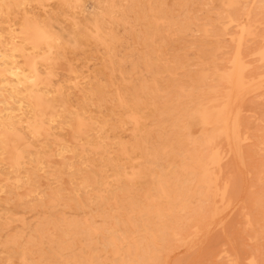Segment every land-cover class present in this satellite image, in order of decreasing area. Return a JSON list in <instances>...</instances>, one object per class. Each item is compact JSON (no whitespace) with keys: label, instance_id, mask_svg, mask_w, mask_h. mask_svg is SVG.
Here are the masks:
<instances>
[{"label":"rangeland","instance_id":"rangeland-1","mask_svg":"<svg viewBox=\"0 0 264 264\" xmlns=\"http://www.w3.org/2000/svg\"><path fill=\"white\" fill-rule=\"evenodd\" d=\"M183 1V5L186 3L184 5L186 6L185 11H182L184 6L180 7L179 10L178 4L181 6L182 3L177 0H0V43L2 44V47L0 44V57L2 56L0 64H15L28 72V78H32L23 84H17L20 87V89L16 88L18 91L24 88V93L22 92L23 94L20 95L13 88L15 85L4 82L6 77L16 82L10 72L5 74V78L0 76V112H2L0 120L6 119L7 116L23 119L16 127L20 130L19 137L6 138L0 134V264H137L138 261L146 259L145 257L152 258V264H224V262L225 264H264V230H262L264 229V216H262L264 213V200L262 198L264 197H261V193L264 196V179H262L264 178V160H261L264 159V150L260 148H264V76L262 77L264 71L260 74L262 78L258 79L259 74H256L255 69L260 68L257 70L260 73L262 67L264 70V66H262L264 65V45L259 42V40H264V36H261L264 35L262 34V31L264 33V19H262L264 9L260 7L264 6V0H254V2L258 1V3L256 2L257 5L252 4L253 0H211L212 2L207 0L210 1V5L204 0L197 1L200 5L194 3L193 0ZM160 2L163 5L162 9L164 8L163 12ZM187 2H190V5ZM205 3L209 5L207 6L208 11H206ZM5 4L8 6L5 7ZM172 4L173 7L174 4L176 8L178 6V11L172 7ZM245 5H247L246 10L244 9ZM166 7L170 9L166 11ZM199 7L203 11L205 9L207 13L204 11L203 14ZM250 7L255 12H250L252 11ZM195 8L197 10L199 8L200 11H195ZM235 8L238 10H234ZM174 10L177 13H173L176 15L173 18V14L170 12ZM211 10L213 15L209 13ZM226 10L228 12L233 10L231 13L233 16L228 14ZM179 11L180 14L187 11V14L180 16ZM219 11L223 13L221 18ZM165 12L166 15L169 12V16L167 15L170 18L167 20L168 23ZM235 12L243 15L239 14L236 19L237 14L235 15ZM249 12L250 15H255V18L249 17ZM257 12L258 17H256ZM156 13H164V15L160 14L159 17L163 16L165 21L163 18L162 20L157 19ZM189 14H191L190 17ZM177 16H179V20L185 16V19H191L190 21L180 20L184 24L180 27L181 22L179 21L178 26H176L178 23L176 21ZM152 17H156L154 20H159L162 26L164 23L167 28H161L160 25L154 24ZM231 17L236 20L234 21ZM192 19L193 21H191ZM203 19L213 23L209 25ZM194 20L197 22L194 23ZM248 20L249 22L253 20L255 26ZM150 21L154 23H149ZM157 21L156 23L159 24ZM192 23L197 26L193 27ZM201 23L203 25L206 23L207 26L204 25L203 27ZM25 24L31 25L29 28L31 33ZM169 24L170 27L174 25L173 29H169ZM189 24H191L190 27H188ZM201 25L203 29L208 27L209 31L202 30ZM43 26H45V30H43ZM175 26L178 27L179 34L174 28ZM185 26L188 29L192 27V30L186 29ZM210 26L214 28L211 30ZM255 27L261 28L255 30ZM38 28H41V32L46 33L45 35L48 33V36L34 40L36 37L34 35L32 37L31 34L33 30ZM163 28L165 31H160ZM184 28L186 31L181 33L180 30ZM226 28L231 32L233 31L232 34H227L230 31H227ZM168 29L175 31H172L173 34H171ZM215 29L217 32L221 30L223 33L221 31V34L215 33ZM23 31L29 34L22 35L21 32ZM200 31L205 33H203L204 37L206 35L207 37L204 38ZM249 31L253 33L250 34L252 37H248ZM212 33L214 34L213 37L216 36L217 39L214 38L215 40H213ZM235 33H237V37H235ZM239 34L242 37L243 35L246 36L248 42L252 41L250 38L254 39L257 34L261 37L257 36L255 41L258 42L254 44L252 41L253 43L250 42V44ZM164 35L169 38L164 39ZM170 36L173 38L170 39ZM21 37L23 40L29 38L26 40L31 43V45L27 43L29 50H32L31 52L27 49V41H22ZM49 38L52 39V42L50 39L47 44ZM234 38H236L235 44ZM16 39L18 40L16 41ZM204 39L211 43L209 44L207 41L209 45L205 44ZM222 40L226 45L229 44L231 49L228 48V45L225 46ZM231 40L236 45V49L231 46ZM243 40L245 44H242ZM11 41L17 43H11ZM31 41H36V44L33 43L32 45ZM18 42L20 43L18 44ZM39 42L41 44H38ZM218 43L221 44V48H218L220 47L217 46ZM12 44L15 45V48ZM37 44L38 46H35ZM46 44L49 47H46ZM252 44L253 46H251ZM241 45L246 47L248 53L251 50V53L248 54ZM240 46L245 51H242L244 56L241 55V52H237ZM256 46V49L261 46L262 49L256 50ZM32 47H35L36 51L34 48L31 49ZM46 49H48V53H46ZM228 49L230 51L235 49L237 53L235 50L229 52ZM25 51L28 52V55ZM239 51L241 50L239 49ZM14 52L15 54H13ZM37 52L42 53V55ZM52 53L55 57L52 56ZM56 56L58 61L55 59ZM227 56H230L229 59ZM251 56L253 58L250 59ZM8 57L9 59H7ZM39 57L42 61L38 60ZM224 57H227L228 61H224L227 60ZM240 57L245 59L242 60ZM246 57H249L255 64L250 63ZM219 58L224 59H221L222 67L226 63L228 66H232H227L230 70L226 67L222 68L224 71L230 72L232 70L230 72L232 78H230L231 74L228 71L221 70V62L218 63L221 61ZM24 59H26L25 63ZM27 59L30 62H26ZM234 59L239 61L236 62ZM257 59L258 61H256ZM36 60L41 61V63L36 62ZM46 61H48V65ZM29 65L36 66L37 77L28 71ZM252 65H261L262 67H253ZM252 67L254 70H251ZM7 69H10V66ZM249 69L252 72L247 71ZM205 72L207 73L206 76ZM248 72L251 75L248 74V76L246 74ZM45 76L46 80H44ZM247 76L250 79H246ZM252 76L255 78H251ZM235 77L240 80L235 79ZM244 79H246V84L242 82ZM236 80L240 82L235 83ZM248 80H251V84H248L250 83ZM252 80L254 81L252 82ZM51 81L52 83H50ZM152 82L154 83L152 84ZM225 82H228L229 87ZM41 83L46 84V86L43 87ZM220 83L221 86L226 84L229 90H227L226 85H224V90L223 86L215 87ZM236 85L239 86L237 91ZM58 89L61 92H58ZM216 91L220 92L216 93ZM221 92L224 94L221 95ZM202 93L208 96H204ZM235 93H240V97L237 94L236 99ZM219 96L224 97L223 99L228 98V96L230 98L228 101H222ZM29 97L32 100L36 99L41 107H34V102ZM171 98L172 101H170ZM215 98L217 101H226L229 105L227 106L228 111L230 110L227 113L229 119L225 117L224 120L226 124L223 123L224 121L218 123L217 126L216 123L213 124L215 122L214 111L211 108L217 104V101L213 100ZM243 98L246 100L243 101ZM61 107L66 108V111ZM58 109L61 111L59 112ZM208 110L210 111L207 112ZM235 113L237 114L236 120L234 119ZM87 120L88 123H86ZM219 124L220 126H218ZM223 124H225V128H222ZM33 128L38 130L37 134ZM242 137L243 141H240ZM205 139H207L208 144L204 142ZM47 140L50 141L47 142ZM55 140L58 142L57 144H54L56 143ZM40 142L47 145H38ZM51 142L57 145V150L53 144L51 146ZM42 146L46 148L44 149L47 152L42 149ZM242 147L244 150L241 149ZM81 148L83 152L80 151ZM224 150L226 151L225 154L223 153ZM118 151H122V153ZM214 151L217 153L215 154ZM218 153L220 154L218 155ZM243 158L245 159L242 162L245 164L240 160ZM248 158L249 162L246 160ZM216 159H219L218 163ZM211 160L212 162L214 160L215 163H212ZM223 161L224 163H221ZM231 161L234 165L231 164ZM247 162L248 165H246ZM250 164L253 168L255 167V170L252 167L253 170L249 168ZM229 165H233V168ZM231 171L239 174V178L237 174H233L234 178ZM219 172L220 176H218ZM128 177H131L130 180ZM237 179L240 182H235ZM207 183L212 185L209 186ZM261 184H263V188H261ZM258 187L260 188L258 189ZM216 191L220 196L217 195ZM121 195L123 197H120ZM212 195L217 198L212 197ZM251 195H254V198ZM102 199L104 200L102 201ZM252 200L254 201L252 202ZM262 200L263 204L261 203ZM218 203L219 205H217ZM249 203L252 206L251 210L248 209ZM221 204L222 208L227 209L223 210L224 212L220 215ZM43 207L47 210H44ZM78 207L80 208L78 209ZM261 208L263 209L261 210ZM218 209L219 214L215 215L216 212L214 211ZM248 210L250 213L247 212ZM63 211L65 212L63 213ZM88 211L93 215L90 216ZM210 211L212 212L211 215ZM261 211L262 214H260ZM44 213L45 216L47 215L46 217ZM78 213L79 215H77ZM248 213L249 215H247ZM253 213L257 216L260 214L259 216L262 218L256 217ZM249 216H252L250 220ZM253 218L255 221L251 220ZM255 218H258V221ZM259 219H263L262 223ZM256 221L257 223H255ZM254 226H258V231ZM195 227L200 230L197 232ZM242 231L243 233H241ZM171 232L173 233L171 234ZM193 233H197L196 237ZM192 234L193 236H191ZM154 238L155 241L152 240ZM247 238L250 239V242ZM184 240L186 241L184 242ZM246 260L250 263L245 262Z\"/></svg>","mask_w":264,"mask_h":264},{"label":"bare ground","instance_id":"bare-ground-1","mask_svg":"<svg viewBox=\"0 0 264 264\" xmlns=\"http://www.w3.org/2000/svg\"><path fill=\"white\" fill-rule=\"evenodd\" d=\"M62 1H63V0H62ZM174 1H176V0H174ZM177 1H180V2L182 3L181 6L178 4V6H179V10H180V7L182 8V6L186 5V3L183 5V2H184L183 0H182V1H181V0H177ZM186 1H188V0H186ZM190 1H191V0H190ZM193 1H194V3H197L198 0H196V2H195V0H193ZM193 1L191 2L192 4H193ZM201 1H202V0H201ZM201 1H200V2H201ZM204 1H207V0H204ZM210 1H211V0H210ZM210 1H207V2H208L207 4H209ZM212 1H213V0H212ZM212 1H211V2H212ZM258 1H259V0H258ZM258 1H256V2L258 3ZM260 1H261V0H260ZM161 2H162V1H161ZM161 2H160V5H161V9H162L163 5H162ZM232 2H233V1H232ZM251 2H252V1H251ZM256 2H254V0H253V3H252V4L255 3V5H257ZM263 2H264V1H263ZM263 2H262V3H263ZM173 3H174V2H173ZM175 3H176V2H175ZM177 3H178V2H177ZM187 3H189V5H190V2H187ZM198 3H199V2H198ZM198 3H197V4H198ZM201 3H202V2H201ZM222 3H223V2H222ZM249 3H250V1H249ZM7 4H8V3H7ZM16 4H17V2H16ZM197 4H195V5H197ZM205 4H206V3H205ZM207 4H206V7L204 6L206 9H207V6L210 5V4H209V5H207ZM245 4H246V3H245ZM252 4H251V5H252ZM263 4H264V3H263ZM189 5H187V6H189ZM199 5H200V3H199ZM203 5H204V4H203ZM243 5H244V4H243ZM247 5H248V4H247ZM247 5H245L244 9L246 8ZM258 5H260V4H258ZM7 6H8V5H7ZM7 6H6V4H5V7H7ZM176 6H177V4H176ZM178 6H177V8H178ZM192 6H193V5H192ZM253 6H254V5H253ZM253 6H252V8H253ZM5 7H4V8H5ZM158 7H159V6H158ZM164 7H165V6H164ZM172 7H173V4H172ZM174 7H175V4H174ZM174 7H173V8H174ZM185 7H186V6H184V8H182V11H185V10H184ZM194 7H195V6H194ZM201 7H203V6H201ZM201 7H199V8H201ZM204 7H203V8H204ZM238 7H239V6H238ZM238 7H237V8H238ZM241 7H242V6H241ZM254 7H255V6H254ZM260 7H261V9H262V7H263V9H264V6H263V5L260 6ZM173 8H171V9H173ZM177 8L175 7V10H177ZM190 8H191V7H190ZM199 8H198V10L195 8L196 10H195V9H194V10H195V11H200ZM237 8H235L234 10H238ZM250 8H251V7H250ZM252 8H251V9H252ZM255 8H256V7H255ZM255 8H253V9H255ZM5 9H6V8H5ZM159 9H160V7L158 8V10H159ZM169 9H170V8H167V7H166L165 10L168 11ZM187 9H189V7H187ZM187 9H186V10H187ZM201 9H202V8H201ZM220 9H221V8H220ZM247 9H248V7H247ZM253 9H252V11H250V12L253 13V11H254ZM7 10H8V9H7ZM158 10H157V12H158ZM163 10H164V8L162 9V12H163ZM175 10H174L173 12L171 11L172 13L170 12V14H173V13L175 14V13H177L178 10H177L176 12H175ZM189 10H190V9H189ZM209 10H210V8H209ZM221 10H222V9H221ZM239 10H241V9L239 8ZM242 10H243V9H242ZM245 10H246V9H245ZM245 10H243V11H245ZM257 10H259V9H257ZM202 11H203V9H202ZM204 11H205V9H204ZM204 11H203V14H204ZM206 11H208V9H207ZM206 11H205V12H206ZM226 11H227V10H226ZM226 11H225V12H226ZM243 11H242V13H243ZM260 11H261V10H260ZM260 11H259V12H260ZM159 12H160V10H159ZM189 12H190V11H189ZM212 12H213V11L211 10V12H209V13L212 14ZM222 12H223V11H222ZM227 12H228V11H227ZM237 12H238V11H237ZM237 12H235L234 14L236 15ZM250 12H249V17H253V18H255V15H254V16L250 15ZM254 12H255V11H254ZM168 13H169V12H168ZM168 13H167V15L169 16ZM181 13H182V12H181ZM193 13H195V12H193ZM206 13H207V12H206ZM209 13H208V14H209ZM219 13H221V12L219 11ZM219 13H217V14H219ZM229 13H230V14L233 13V10H232L231 12H228V14H229ZM252 13H251V14H252ZM156 14H157V13H156ZM160 14H161V13L157 14V15H158V16H157V19L162 20L163 16H162V17L160 16V17H161V19H160V17H159ZM174 14H173V18H174V16H176V15H174ZM179 14H180V11H179ZM182 14H183V15H184V14H187V11H186L185 13H182ZM182 14H180V16H181ZM195 14H196V13H195ZM197 14H198V12H197ZM199 14H200V13H199ZM214 14H215V13H214ZM222 14H223V13L220 14V15H221L220 18L223 17ZM239 14H240V15H243V14H241V13H239ZM239 14L236 15V17H235L236 19H237V17H238ZM257 14H258V12L256 13V15H257ZM161 15H164V13L161 14ZM165 15H166V12H165ZM167 15H166V17H165V18H166V21H167L168 18H169ZM190 15H191V14H189V17H190ZM192 15H193V14H192ZM206 15H207V14H206ZM212 15H213V14H212ZM212 15H208V16L211 17ZM231 15H232V14H231ZM231 15H230V16H231ZM235 15H234V16H235ZM259 15H260V13H259ZM186 16H187V15H186ZM186 16H185V17H186ZM204 16H205V15H204ZM218 16H219V15H218ZM218 16H217V17H218ZM232 16H233V15H232ZM158 17H159V18H158ZM171 17H172V16H171ZM177 17H178V19H176V21H177V22H178V21L181 22V24H180L181 26H180V27H182V24H183L182 21H183V20H189V21H190V19H191V18H190V19H189V18L185 19V17H184L183 19H180V20H182V21H180V20H179V16H177ZM195 17H196V16H195ZM213 17H214V16H213ZM215 17H216V16H215ZM217 17H216V18H217ZM249 17H248V19H249ZM256 17H258V15H257ZM262 17H263V16H262ZM152 18H153V17H152ZM155 18H156V17H155ZM155 18H153V21H154L155 23H154L153 21H152V22H153L154 24H156V25H160V21H159V20H158V21H157V20H154ZM165 18H163V19H164L163 21H165ZM192 18H193V17H192ZM196 18H197V17H196ZM196 18H194V19H196ZM198 18H199V15H198ZM198 18H197V19H198ZM231 18H233V17H231ZM235 18H233L234 21L236 20ZM253 18H251V19H253ZM169 19H170V18H169ZM205 19H206V18H205ZM214 19H215V18H214ZM214 19H213V20H214ZM259 19H260V17H259ZM262 19H264V17H263ZM203 20H204V19H203ZM241 20H242V19H241ZM249 20H250V19H249ZM249 20H248V22H249ZM253 20H254V19H253ZM253 20H252V22L250 21L249 23H251L252 25L254 24V26H255V23H253ZM156 21L159 22V24L156 23ZM169 21H171V20H169ZM191 21H193V19H192ZM194 21H195L194 23L197 22L196 20H194ZM208 21H210V20H208ZM208 21L204 20V22L208 23L209 25H210L211 23H213L212 21H211V23H209ZM221 21H222V20H221ZM237 21H238V20H237ZM255 21H256V19H255ZM255 21H254V22H255ZM152 22L150 21L149 23H152ZM172 22H173V20H172ZM174 22H175V20H174ZM179 22L177 23L176 26H178ZM238 22H239V21H238ZM241 22H244V21H241ZM241 22H240V23H241ZM256 22L259 23V21H256ZM27 23H28V22H27ZM34 23H35V22H34ZM167 23H168V21H167ZM167 23H166V24H167ZM175 23H176V22H175ZM185 23L187 24V21H186ZM194 23H192V24L194 25ZM206 23H204L205 26H207ZM244 23H245V22H244ZM244 23H243V24H244ZM258 23H256V24H258ZM30 24H31V23H30ZM35 24H36V23H35ZM171 24H172V23H171ZM173 24H174V23H173ZM198 24L200 25V22H199ZM201 24H202V23H201ZM222 24H223V23H222ZM236 24H237V23H236ZM262 24H263V23H262ZM25 25H26V24H25ZM28 25H29V24H28ZM28 25H26V26H28ZM31 25H32V24H31ZM31 25H30V26H31ZM38 25H39V24H38ZM167 25H168V24H167ZM183 25H184V24H183ZM195 25H196V24H195ZM195 25H194L193 27H195ZM202 25H203V24H202ZM202 25H201V27H202ZM204 25H203V27H204ZM209 25H208V26H209ZM248 25H249V24H248ZM258 25H259V24H258ZM260 25H261V24H260ZM30 26H28V28L26 27L27 30L30 28ZM40 26H41V25H40ZM160 26H161V28H162V27H164L165 29L167 28V27L164 25V23H163V26H162V24H161ZM160 26H159V27H160ZM173 26H174V25H173ZM173 26H171V27H172V28H171V27H170V24H169V27H170L169 29H173ZM176 26H175L174 28H176ZM190 26H191V24L188 25V27H190ZM196 26H197V25H196ZM212 26H213V25H212ZM32 27H33V26H32ZM34 27L36 28V25H35ZM44 27H45V26H43V30H45ZM151 27H153V26L151 25ZM155 27H156V26H155ZM185 27H186V26H185ZM188 27H186V29H188ZM203 27H202V30H204V29H205V30H208V27H206L207 29H206V28L203 29ZM239 27H240V26H239ZM243 27H245V26H243ZM246 27H247V26H246ZM251 27H252V26H251ZM164 28L161 29L160 31H162V30L165 31ZM177 28H178V27H177ZM177 28H176V31L179 30V29L177 30ZM191 28H192V27H191ZM191 28H189V29H191ZM196 28H197V27H196ZM196 28H195V29H196ZM210 28H211V26H210ZM212 28H214V27H212ZM212 28H211V30H212ZM228 28H229V27H228ZM228 28H226L227 31H230V30H228ZM253 28H254V27H253ZM256 28L260 29L261 27H260V28H259V27H255V30H256ZM32 29H33V28H32ZM38 29H39V28H38ZM38 29L32 31V34H31L32 37H33V35L36 37V38H34V40H35V39L46 38L45 36H48V33H47V35H45L46 33L44 34L43 32H41V31H42L41 28H40L39 30H38ZM149 29H150V24H149ZM159 29H160V28H159ZM169 29H168V30H169ZM189 29H188V30H189ZM198 29H199V28H198ZM250 29H251V28H250ZM30 30H31V29H29V33H31ZM151 30H153V29H151ZM184 30H185V28H184V29H181V30H180L181 33H183L182 31H184ZM191 30H192V29H191ZM199 30H200V29H199ZM202 30H201V31H202ZM205 30H204V31H205ZM239 30H240V29H239ZM252 30L254 31V29H252ZM252 30H250V31H252ZM263 30H264V29H263ZM24 31H25V29H24ZM24 31H23V32H24ZM166 31H167V30H166ZM169 31L171 32V34H173L172 31H175V30H169ZM185 31H186V30H185ZM201 31H200V32H201ZM208 31H209V30H208ZM214 31H215V33H220L221 30H220L219 32H217V29H215ZM227 31H226V32H227ZM241 31H242V30H241ZM250 31H249V33H247V35L249 34L248 37H252V35L250 36V34H251L253 31H252L251 33H250ZM258 31H259V30H258ZM23 32H21L22 35H23V34H24V35H25V34H29L28 32H27V33H25V32L23 33ZM167 32H168V31H167ZM206 32H207V31H206ZM210 32H211V31H210ZM221 32H222V31H221ZM226 32H225V33H226ZM232 32H233V31H232ZM232 32H231V31H230L229 33L227 32V34L230 35V33L232 34ZM239 32H240V31H239ZM254 32H255V31H254ZM254 32H253V33H254ZM174 33H175V32H174ZM179 33H180V32L178 31L177 34H179ZM201 33H202V32H201ZM203 33H204V32H203ZM203 33H202V35H203ZM207 33H208V32H207ZM222 33H223V32H222ZM237 33H238V31H237ZM237 33H235V35H236L235 37H237ZM253 33H252V34H253ZM257 33H259V32H257ZM162 34H163V33H162ZM164 34H166V33H164ZM204 34H205V33H204ZM212 34H213V33H212ZM212 34H211V35H212ZM220 34H221V33H220ZM260 34H261V32H260ZM262 34H264L263 31H262ZM211 35H210V36H211ZM215 35H216V34H215ZM218 35H219V34H218ZM218 35H217V37H218ZM239 35H240V34H239ZM254 35H255V34H254ZM254 35H253V36H254ZM29 36H30V35H29ZM50 36H51V35H50ZM164 36H165V35H164ZM168 36H169V34H168ZM174 36H175V35H174ZM213 36H214V34L212 35V37H213ZM231 36H232V35H231ZM240 36H241V35H240ZM257 36H258V34H257ZM257 36H256V37H257ZM261 36H264V35H261ZM261 36H258V37H261ZM15 37H16V36H15ZM162 37H163V35H162ZM203 37H204V35H203ZM206 37H207V35H206ZM206 37H204V38H206ZM215 37H216V36H215ZM215 37H213V40L217 39V38H215ZM219 37H221V36L219 35ZM219 37H218V38H219ZM243 37H244L245 39L247 38V37L244 36V35H243ZM243 37L241 36V38H243ZM256 37H254V39H253V38H250V39H252V41L254 42V44H255V42H258V41H255V40L257 39ZM21 38H22L21 40L24 41V42H26V41L29 39L28 37H27V38H24V40H23V37H21ZM51 38H53V37H51ZM51 38L47 39V44H48V41H50ZM55 38H56V37H54L53 39H55ZM165 38H167V37L165 36L164 39H165ZM168 38H169V37H168ZM168 38H167V39H168ZM171 38H173V36H170V39H171ZM208 38H209V35H208ZM214 38H215V39H214ZM230 38H231V37H230ZM230 38H229V40H230ZM26 39H27V40H26ZM174 39H175V38H174ZM219 39H220V38H219ZM234 39H235V42H234V44H235V43H236V38H234ZM238 39H239V38H238ZM238 39H237V42H238ZM248 39H249V38H248ZM259 39H261V38H259ZM259 39H258V40H259ZM17 40H18V39H16V41H17ZM25 40H26V41H25ZM30 40H31V38H30ZM232 40H233V37H232ZM232 40H231V42H232ZM262 40H263V39H262ZM262 40H259V42L262 43V44L264 45V43H263L264 40H263V41H262ZM1 41H3V40H1ZM14 41H15V38H14ZM19 41H20V40H19ZM44 41H46V40H44ZM53 41H54V40H53ZM204 41H206V39H204ZM207 41H208L209 44L211 43L209 40H207ZM207 41L205 42V44H208ZM216 41H217V40H216ZM216 41H214V42L216 43ZM220 41H221V39H220ZM222 41H223L222 43H224V40H222ZM239 41H240V40H239ZM243 41H244V40H243ZM243 41H242V44H243V43L245 44V41H244V42H243ZM248 41H249V40H248ZM248 41H247V39H246V42H247V43L252 42V41H250V42H248ZM261 41H262V42H261ZM12 42H13V41H11V43H12ZM28 42H30V41H27L26 44H27ZM31 42H32V41H31ZM37 42H38V40H37ZM41 42H42V41H41ZM51 42H52V39H51ZM57 42H58V41H57ZM162 42H163V41H162ZM173 42H174V41H173ZM226 42H227V41H226ZM231 42H230V43H231ZM253 42H252V43H253ZM2 43H3V42H2ZM4 43H5V42H4ZM13 43L16 44L17 42H13ZM19 43H20V42H18V44H19ZM33 43L36 44V41H35V42L33 41V42H32V45H33ZM53 43H54V42H53ZM163 43H164V42H163ZM219 43H221V42H219ZM219 43H218V44H219ZM222 43H221V44H222ZM228 43H229V42H228ZM239 43H240V42H239ZM0 44H1V43H0ZM8 44H9V43H8ZM18 44H17V45H18ZM22 44H23V43H22ZM28 44L31 45V43H28ZM28 44H27V47H28ZM38 44H41V43L39 42ZM38 44L35 45V46H38ZM44 44H45V43H44ZM47 44H46V47H49V46H47ZM209 44H208V45H209ZM221 44L217 45V46H220V47H218V48H221ZM224 44H225V43H224ZM234 44H233V42H232V45H231V46H234V48H235L236 45H234ZM240 44H241V43H240ZM250 44H251V43H250ZM262 44H261V45H262ZM12 45H14V44H12ZM17 45H16V46H17ZM51 45H53V44L51 43ZM61 45H62V44H61ZM61 45H60V46H61ZM227 45H228V48H229V47H230L229 44H227ZM227 45L225 44V46H227ZM246 45H247V44H246ZM257 45H258V44H257ZM263 45H262V46H263ZM40 46L43 47V45H40ZM225 46H224V49L226 48ZM238 46H239V45H238ZM238 46H237V47H238ZM241 46H242V45H241ZM241 46L237 49V52H241V53H242L241 55L244 56V54H243V52H242V51H244V50L241 49ZM247 46H249V45H247ZM251 46H253V44H252ZM251 46H250V48H251ZM254 46H255V45H254ZM259 46H260V44H259ZM262 46H261V47H262ZM1 47H2V44H1ZM12 47H13V46H12ZM20 47H23V45H22V46L20 45ZM30 47H31V46H30ZM42 47H40V48L42 49ZM51 47H52V46H51ZM261 47H259V48H261ZM13 48H15V45H14ZM13 48H12V49H13ZM33 48H34V51H36L35 47H32L31 49H33ZM44 48H45V47H44ZM242 48H245V51H246V47H243V46H242ZM250 48H248V49H250ZM256 48H257V46L255 47V49H256ZM259 48H258V49H259ZM21 49H22V48H21ZM27 49L29 50V47H28ZM27 49H26V50H27ZM49 49H52V48H49ZM230 49H231V47H230ZM232 49H233V48H232ZM235 49H236V48H235ZM235 49H234V50H235ZM239 49H240L241 51H239ZM248 49H247V50H248ZM258 49H256V50H258ZM261 49H262V48H261ZM10 50H11V49H10ZM24 50H25V46H24ZM28 50H27V51H28ZM38 50H39V48H38ZM42 50H44V49H42ZM42 50H41V51H42ZM47 50H48V49L45 50L46 53H48ZM228 50H229V49H228ZM228 50H227V51H228ZM234 50H233V51H232V50H231V51L229 50V52H234ZM263 50H264V48H263ZM29 51L31 52L32 50H29ZM34 51H33V53H34ZM245 51H244V52H245ZM249 51H250V53H251V50H249ZM252 51H254L253 48H252ZM25 52H26V51H25ZM30 52H29V53H30ZM50 52H51V51H50ZM50 52H49V53H50ZM235 52H236V50H235ZM237 52H236V53H237ZM246 52H247V51H246ZM4 53H5V52H4ZM16 53H17V52H16ZM19 53H20V51H19ZM26 53H27V55H28V52H26ZM37 53H39V52H37ZM37 53H35V54H37ZM42 53H43V51H42ZM42 53H39V54L42 55ZM46 53H45V54H46ZM226 53L229 55L228 52H226ZM226 53H225V56H226ZM236 53H235V54H236ZM247 53H248V52H247ZM250 53H248V54H250ZM13 54H15V52H14ZM239 54H240V53H239ZM239 54H238V55H239ZM1 55H3V54L1 53ZM19 55H20V54H19ZM27 55H26V56H27ZM33 55H34V54H33ZM41 55H40V56H41ZM53 55H54V54L52 53V56H53ZM230 55H231V54H230ZM232 55H233V53H232ZM8 56H9V55H8ZM29 56H30V55H29ZM235 56H236V55H235ZM235 56H234V57H235ZM239 56H240V55H239ZM245 56H248V55L245 54ZM1 57H2V56H1ZM1 57H0V58H1ZM35 57H36V56H35ZM53 57H55V56H53ZM227 57H228V59H229L230 56H227ZM227 57H224V58L227 59ZM231 57H233V56H231ZM254 57H255V56H254ZM10 58H11V57H10ZM39 58H40V59H38V60H41V57H39ZM49 58H51V57H49ZM240 58H242V60H243L244 57H240ZM240 58H239V59H240ZM246 58H247V57H246ZM251 58H253V57L251 56L250 59H251ZM3 59L5 60V58H3ZM7 59H9V57H8ZM36 59H37V58H36ZM55 59H57L56 61H58L57 56H56ZM219 59H220V60H221V59L224 60L223 58H219ZM219 59H217V60H219ZM228 59H227V60H224V61H228ZM244 59H245V58H244ZM247 59H249V57H248ZM250 59H249V62H250V63H253V61L250 60ZM255 59H256V58H255ZM4 60H2V61H4ZM10 60H11V59H10ZM22 60H23V59H22ZM25 60H26V59H24V63H25ZM222 60H221V61H218V63L221 62L220 65L223 64V63H222ZM234 60H235V59H234ZM253 60H254V59H253ZM2 61H1V62H2ZM12 61H15V60L12 59ZM12 61H11V62H12ZM28 61H29V60L27 59L26 62H28ZM41 61H42V60H41ZM41 61H37V60H36V62H40V63H41ZM49 61H50V60H49ZM51 61H52V59H51ZM56 61H55V62H56ZM59 61H60V60H59ZM235 61L238 62L239 60H235ZM244 61H245V60H244ZM251 61H252V62H251ZM256 61H258V59H257ZM15 62H16V61H15ZM29 62H30V61H29ZM46 62H47V65H48V61H46ZM233 62H234V61H233ZM233 62H232V63H233ZM245 62H246V61H245ZM249 62H248V60H247V63H249ZM254 62H255V61H254ZM12 63H13V62H12ZM234 63H235V62H234ZM234 63H233V64H234ZM243 63H244V62H243ZM258 63H259V62H258ZM32 64H34V63H32ZM227 64H228V63L225 64L226 66H225V65L223 66V67H226V69H228V68H227V66H228ZM244 64H245V63H244ZM253 64H255V63H253ZM35 65H36V64H35ZM35 65H29L28 71H30L31 73L34 74L35 77H37V75H36L37 72H36V68H35L36 66H35ZM42 65H43V64H42ZM235 65H236V64H235ZM248 65H249V64H248ZM250 65H251V64H250ZM261 65H262V64H261ZM261 65H259V66H256V65H255V66H256V67H260ZM9 66H10V69H7V67H9ZM19 66H20V65H19ZM25 66H26V64H25ZM27 66H28V65H27ZM50 66H51V65H50ZM52 66H53V65H52ZM52 66H51V67H52ZM54 66H56V65H54ZM229 66H231V65H229ZM229 66H228V67H229ZM246 66H247V65H246ZM252 66L255 67L254 65H252ZM262 66H264V65H262ZM262 66H261V67H262ZM223 67H222V65H221V70L224 69ZM231 67H232V66H231ZM231 67H230V68H231ZM233 67H234V66H233ZM253 67H252L251 70H254ZM24 68H25V67H24ZM222 68H223V69H222ZM232 69H233V68H232ZM255 69H256V74H259V75L262 74V71H264V70H262L263 67H262V69H261V73H260L259 71H257V70L260 69V68H258V69L255 68ZM217 70H218V69H217ZM221 70H220V71H221ZM228 70H230V69H228ZM228 70H225V71H228ZM251 70L249 69V70H247V71H251ZM218 71H219V70H218ZM218 71H217V72H218ZM223 71H224V70H223ZM223 71H222V73L225 72V71H224V72H223ZM231 71H232V70H231ZM231 71H230V72H231ZM247 71H245V72H247ZM7 72H10V73H11L12 77L15 79L16 82H14L13 79H10V78H8V77L5 76V74H6ZM48 72H49V71H48ZM215 72H216V71H215ZM230 72L228 71V73H230ZM245 72H244V73H245ZM251 72H252V71H251ZM251 72H250V73H251ZM254 72H255V71H254ZM257 72H259V73H257ZM27 73H28V72H26V70H22V69H20V67L16 66L15 64H9V63H1V64H0V76H3L4 78L6 77V78L4 79L5 84L12 83L13 85H15V87H13V88H15V89H16V88H19V89H20V87H19L18 85H19V84H23V83L27 82V81L30 79V78L27 77V75H28ZM205 73H206V72H205ZM222 73H221V74H222ZM244 73H243V74H244ZM8 74H9V73H8ZM39 74H40V73H39ZM230 74H231V73H230ZM230 74H229V75H230ZM243 74H242V75H243ZM246 74L248 75L249 72L246 73ZM246 74H244V76H246ZM256 74H255V75H256ZM263 74H264V73H263ZM263 74H262V77L264 76ZM43 75H45V74H43ZM206 75H207V73L205 74V76H206ZM239 75H241V74H239ZM249 75H251V74H249ZM249 75H248V76H249ZM259 75H258V79L262 78L261 75H260V76H259ZM34 76H33V77H34ZM51 76H53V75H51ZM203 76H204V75H203ZM233 76H234V75H233ZM235 76H236V75H235ZM244 76H243V78H245ZM248 76L246 77V79L249 78ZM31 77H32V76H31ZM47 77H48V76H47ZM49 77H50V76H49ZM226 77H227V76H226ZM238 77H241V76H238ZM238 77H235V79H239ZM230 78H232V74L230 75ZM230 78H229V79H230ZM251 78L254 79L255 77L252 76ZM31 79H32V78H31ZM31 79H30V80H31ZM35 79H36V78H35ZM35 79H33V80H35ZM48 79H50V78H48ZM51 79H52V78H51ZM205 79H206V78H205ZM205 79H204V80H205ZM229 79H228V80H229ZM246 79H244V81H242L244 84H246V83H245ZM249 79H250V78H249ZM42 80H43V79H42ZM44 80H46V76H45V79H44ZM199 80H200V79H199ZM232 80H233V79H232ZM239 80H240V79H239ZM239 80H236L235 83H238ZM35 81H36V80H35ZM202 81H203V80H202ZM248 81L250 82L251 80H248ZM253 81H254V80H252V82H253ZM255 81H256V80H255ZM29 82H30V81H29ZM31 82H32V81H31ZM203 82H204V81H203ZM228 82H229V81H228ZM228 82H227V83H228ZM230 82H231V80H230ZM230 82H229V83H230ZM232 82H233V81H232ZM239 82H240V81H239ZM33 83H35V82L33 81ZM36 83H37V82H36ZM46 83L49 84V82H46ZM50 83H52V81H51ZM153 83H154V82H152V84H153ZM199 83H200V81H199ZM225 83H226V82H225ZM227 83H226V84H227ZM233 83H234V82H233ZM235 83H234V84H235ZM17 84H18V85H17ZM217 84H218V83H217ZM222 84H224V83H222ZM226 84H224V85H226ZM240 84H241V83H240ZM244 84H243V85H244ZM248 84H251V82L248 83ZM24 85H25V84H24ZM34 85H35V84H34ZM41 85H43V84L41 83ZM224 85H222V86H223V90H224V87H225ZM227 85H228V87H229V84H227ZM227 85H226V88H227ZM237 85H239V84H237ZM237 85H236L237 88L234 86V87L236 88V91L238 90V87H239V86H237ZM16 86H18V87H16ZM22 86H23V85H22ZM44 86H46V84L43 85V87H44ZM152 86H153V85H152ZM208 86H209V85H208ZM211 86H212V85H211ZM213 86H215V85H213ZM218 86H221V83H220L219 85H216L215 87L218 88ZM222 86H221V87H222ZM230 86H231V85H230ZM156 87H157V86H156ZM206 87H207V86H206ZM244 87H245V86H244ZM247 87H248V85H247ZM21 88H22V87H21ZM28 88H29V87H28ZM32 88H33V87H32ZM38 88H39V87H38ZM45 88H47V87H45ZM209 88H210V86H209ZM226 88H225V89H226ZM230 88L232 89V87H230ZM2 89H3V88H2ZM47 89H48V88H47ZM205 89H206V88H205ZM219 89H221V88H219ZM242 89H243V88H242ZM242 89H241V91H242ZM252 89H253V88H252ZM11 90H12V89H11ZM23 90H24V88H23ZM23 90L21 89V91H18V90L16 89V92H17L18 94L22 95V94L24 93ZM37 90H38V89H37ZM58 90H59V89H58ZM227 90H229V88H227ZM244 90H245V89H244ZM6 91H7V90H6ZM40 91H41V90H40ZM213 91H214V90H213ZM241 91H238V92L241 93ZM246 91H247V90H246ZM22 92H23V93H22ZM30 92H31V89H30ZM58 92H61V91L59 90ZM182 92H183V91H182ZM218 92H220V91H216V93H218ZM225 92H226V91H225ZM227 92H228V91H227ZM33 93H34V92H33ZM43 93H44V92H43ZM222 93H223V92H221V95H222ZM240 93H237V94H239V97H240ZM30 94H32V93H30ZM30 94H29V95H30ZM38 94H40V93H38ZM41 94H42V93H41ZM180 94H181V93H180ZM199 94H201V93H199ZM202 94H204V93H202ZM223 94H224V93H223ZM226 94H228V93H226ZM235 94H236V93H235ZM237 94L234 95V96H236V97H235L236 99H237V96H238ZM15 95H17V94H15ZM26 95H27V94H26ZM42 95H43V94H42ZM58 95H59V94H58ZM206 95H207V94H206ZM206 95L204 94V96H206ZM219 95H220V94H219ZM48 96H49V95H48ZM202 96H203V95H202ZM207 96H208V95H207ZM223 96H224V95H223ZM225 96H226V95H225ZM241 96H242V94H241ZM9 97H10V96H9ZM18 97H19V96H18ZM31 97H32V96H31ZM31 97H29V99H31ZM57 97H58V96H57ZM57 97H56V98H57ZM59 97H60V96H59ZM213 97H214V96H213ZM213 97H212V98H213ZM215 97H217V96H215ZM247 97H248V96H247ZM43 98H44V96H43ZM45 98H46V97H45ZM60 98H62V97H60ZM219 98H221L222 101H223V100H227V101H228V98H230V96H228V98L225 97L226 99H223L224 97L222 98L221 96H219ZM62 99L64 100V98H62ZM243 99H244L243 101L246 100V98H243ZM19 100H20V99H19ZM31 100H32V99H31ZM56 100H57V99H56ZM172 100H173V99L171 98L170 101H172ZM205 100H206V99H205ZM213 100H216V101H217L216 98L213 99ZM213 100H212V101H213ZM11 101H12V100H11ZM32 101L34 102V103H33V106H34V107H39V106H40V105H39V102H38L36 99H34V100H32ZM47 101H48V99H47ZM64 101H65V100H64ZM66 101H67V100H66ZM216 101H215V103H216ZM222 101H221V100H220V101H217V104H216L214 107L211 108V110L213 109V111H214V116H213V117H214V121H215V122H213V124L216 123V126H217L218 123H222V122L225 120V117H226V118L229 117V114H228V117H227V113L230 111V110L228 111V109H227V106H229V105H228V103H227L226 101H225V102H222ZM234 101H235V100H234ZM234 101H232V102H234ZM19 102H20V101H19ZM67 102H68V101H67ZM148 102H149V101H148ZM168 102H169V101H168ZM218 102H219V103H218ZM4 103H5V105H6V102H4ZM165 103H166V102H165ZM169 103H171V102H169ZM209 103H212V102L209 101ZM243 103L245 104L246 102H243ZM8 104H9V103H8ZM65 104H66V103H65ZM68 104H69V102H68ZM190 104H191V103H190ZM234 104H235V103H234ZM69 105H70V104H69ZM169 105H170V104H169ZM169 105H168V106H169ZM0 106H1V105H0ZM2 106H3V105H2ZM6 106H7V105H6ZM40 107H41V106H40ZM19 108H20V107H19ZM61 108H63V107H61ZM145 108H146V106H145ZM229 108H230V107H229ZM1 109H2V108H1ZM63 109H64V108H63ZM65 109H66V108H65ZM65 109H64V110H65ZM151 109H152V108H151ZM226 109H227V110H226ZM17 110H19V109L17 108ZM58 110H59V109H58ZM64 110H63V111H64ZM67 110H69V109H67ZM206 110H207V109H206ZM231 110H232V109H231ZM20 111H22V110H20ZM60 111H61V110H59V112H60ZM65 111H66V110H65ZM209 111H210V110H208L207 112H209ZM236 111L238 112V110H236ZM18 112H19V111H18ZM237 112H236V113H237ZM11 113H12V112H11ZM182 113H183V112H182ZM202 113H203V112H202ZM236 113H235L234 119H235V117H236V115H237ZM0 114H2V112H0ZM13 114L15 115L16 113H13ZM18 114H19V113H18ZM57 114H58V113H57ZM61 114H64V113L61 112ZM133 114H134V113H133ZM184 114H185V113H184ZM203 114H204V113H203ZM203 114H202V115H203ZM204 115H205V114H204ZM3 117H4V116H3ZM76 117H78V116H76ZM76 117H75V118H76ZM131 117H132V116H131ZM133 117H134V116H133ZM133 117H132V118H133ZM205 117H206V116H205ZM20 118H21V117L18 118V117H15V116H14V117L7 116L6 119H4V120L1 119V120H0V128H1V132H0V134L3 135V136L6 137V138H15V137H19V136H20V130H19L18 128H16V127L19 126V124L21 123V120H23V119L20 120ZM24 118H25V117H24ZM35 118L37 119V117H35ZM46 118H47V117H46ZM63 118H64V117H63ZM68 118H69V117H68ZM159 118H160V117H159ZM206 118H207V117H206ZM202 119H203V116H202ZM204 119H205V118H204ZM228 119H229V118H228ZM232 119H233V118H232ZM26 120H27V118H26ZM63 120H64V119H63ZM83 120H84V119H83ZM136 120H139V119L136 118ZM235 120H236V119H235ZM38 121H39V120H38ZM226 121H227V119H226ZM229 121H230V120H229ZM229 121H228V122H229ZM39 122H40V121H39ZM60 122H61V121H60ZM136 122H137V121H136ZM208 122H209V121H208ZM228 122H227V123H228ZM86 123H88V120H87ZM91 123H92V122H91ZM91 123H90V125H91ZM223 123L226 124L225 121H224ZM234 123H236V122H234ZM234 123H232V124L234 125ZM240 123H241V122H240ZM40 124H41V123H40ZM204 124H205V123H204ZM225 124H223V127H222V128H225V127H226V126H224ZM42 125H43V124H42ZM77 125H78V123H77ZM242 125H244L243 122H242ZM73 126H74V125H73ZM206 126H207V125H206ZM218 126H220V124H219ZM75 127H76V124H75ZM89 127H90V126L88 125V128H89ZM62 128H63V127H62ZM68 128H69V127H68ZM88 128H87V129H88ZM102 128H103V127H102ZM233 128H234V127H233ZM233 128H232V130H233ZM33 129H34L33 131H34L35 133L38 131L36 128H33ZM48 129H49V128H48ZM65 129H66V127H65ZM77 129H78V128H77ZM219 130H220V129H219ZM219 130H218V131H219ZM42 131H43V130H42ZM210 131H211V130H210ZM218 131H217V132H218ZM246 131H247V130H246ZM72 132H73V131H72ZM87 132H88V131H87ZM213 132H214V131H213ZM217 132H216V133H217ZM223 132H225V131H223ZM39 133H40V132H39ZM39 133H38V134H39ZM44 133H45V132H44ZM44 133H43V137L45 136ZM239 133H240V132H239ZM36 134H37V133H36ZM47 134H49V133H47ZM84 134H85V133H84ZM86 134H87V133H86ZM86 134H85V135H86ZM206 134H207V133H206ZM220 134H221V132H220ZM225 134H226V133H225ZM233 134H234V131H233ZM79 135H80V134H79ZM81 135H82V134H81ZM106 135H107V134H106ZM244 135H245V134H244ZM32 136H33V135H32ZM37 136H38V135H37ZM73 136H74V135H73ZM223 136H224V134H223ZM39 137H40V136H39ZM43 137H41V138H43ZM83 137H84V136H83ZM217 137H218V136H217ZM224 137H226V136H224ZM35 138H36V136H35ZM46 138H47V136L45 137V139H46ZM226 138H227V137H226ZM258 138H259V137H258ZM262 138H263V137H262ZM207 139H208V138H207ZM207 139H205L206 141L204 140V142L207 143ZM224 139H225V138H224ZM233 139H234V138H233ZM259 139H260V138H259ZM38 140H39V139H38ZM209 140H210V139H209ZM211 140H212V139H211ZM211 140H210V141H211ZM35 141H36V139H35ZM40 141H41V140H40ZM42 141H44V139H42ZM49 141H50V140H49ZM49 141L47 140V142H49ZM174 141H176V140H174ZM212 141H213V140H212ZM226 141H227V139L225 140V142H226ZM234 141H235V140H234ZM236 141H237V140H236ZM240 141H243V137H242V140H240ZM244 141H245V140H244ZM247 141H248V140H247ZM253 141H255V140H253ZM253 141H252V142H253ZM258 141H259V140H258ZM260 141H261V140H260ZM14 142H15V141H14ZM37 142H38V141H37ZM44 142H46V140H45ZM54 142H56V143H54V144H57V143H58L56 140H55ZM196 142H197V141H196ZM255 142H257V141H255ZM35 143H36V142H35ZM80 143H81V142H80ZM100 143H101V142H100ZM240 143H241V142H240ZM39 144H40V145L42 144V145H45V146L47 145L46 143L43 144V143H41V142L38 143V145H39ZM52 144H53V143L51 142V146H52ZM54 144H53V145H54ZM81 144H82V143H81ZM204 144H205V143H204ZM207 144H208V143H207ZM210 144H211V143H210ZM210 144H209V145H210ZM247 144H248V143H247ZM247 144H246V145H247ZM252 144H253V143H252ZM257 144H258V143H257ZM259 144H260V143H259ZM60 145H61V144H60ZM83 145H84V144H83ZM97 145H98V144H97ZM205 145H206V144H205ZM214 145H215V144H214ZM239 145H240V144H239ZM254 145H255V144H254ZM29 146H31V145H29ZM54 146H55V148L57 147V145H54ZM207 146H208V145H207ZM218 146H220V145H218ZM242 146H244V145H242ZM250 146H251V145H250ZM250 146H249V147H250ZM260 146H261V145H260ZM35 147H36V146H35ZM40 147H41V146H40ZM42 147H43L42 149L45 148L44 146H42ZM221 147H222V146H221ZM249 147H248V148H249ZM252 147H253V146H252ZM31 148H32V146H31ZM33 148H34V147H33ZM47 148H48V147H47ZM83 148H84V147H83ZM108 148H109V147H108ZM217 148H218V147H217ZM226 148H227V146H226ZM237 148H238V147H237ZM244 148L247 149L246 147H244ZM257 148H259L258 145H257ZM260 148H262V149L264 150L263 147H260ZM29 149H30V148H29ZM45 149H46V148H45ZM45 149H44V151H46ZM57 149H58V147L56 148V150H57ZM62 149H63V146H62ZM62 149H60V150H62ZM81 149H82V148H81ZM125 149H126V148H125ZM241 149H243V147H242ZM249 149H251V148H249ZM40 150H41V149H40ZM48 150H49V148H48ZM53 150H54V147H53ZM95 150H96V149H95ZM210 150H211V149H210ZM216 150H218V149H216ZM243 150H244V149H243ZM243 150H242V151H243ZM17 151H18V150H17ZM78 151H79V150H78ZM80 151L83 152V149L80 150ZM112 151H113V150H112ZM122 151H123V149H122ZM122 151H118V152H121V153H122ZM224 151H225V150H224ZM249 151H250V150H249ZM252 151H253V150H252ZM257 151L259 152V149H258ZM42 152H43V150H42ZM46 152H47V151H46ZM82 152H81V153H82ZM94 152H95V151H94ZM212 152H213V151H212ZM218 152H219V150H218ZM240 152H241V151H240ZM243 152H244V151H243ZM245 152H246V150H245ZM253 152H255V151H253ZM253 152H252V153H253ZM261 152H262V150H261ZM123 153H124V151H123ZM214 153H215V151H214ZM216 153H217V152H216ZM216 153H215V154H216ZM223 153L225 154L226 151L223 152ZM227 153H228V152H227ZM247 153H248V152H247ZM64 154H65V153H64ZM116 154H117V153H116ZM119 154H120V153H119ZM210 154H211V153H210ZM212 154H213V153H212ZM219 154H220V153H218V155H219ZM241 154H242V153H241ZM243 154H244V153H243ZM3 155H4V154H3ZM56 155H57V154H56ZM102 155H103V154H102ZM111 155H112V154H111ZM120 155H121V154H120ZM222 155H223V154H222ZM226 155H227V154H226ZM244 155L247 156L246 154H244ZM244 155H243V157H245ZM261 155H262V153H261ZM263 155H264V154H263ZM29 156H30V155H29ZM209 156H210V155H209ZM212 156H213V155H212ZM229 156H230V155H229ZM240 156L242 157V155H240ZM258 156H259V153H258ZM219 157H220V156H219ZM224 157H225V155L223 156V158H224ZM227 157H228V156H227ZM260 157H261V156H260ZM211 158H212V157H211ZM214 158H215V157H214ZM214 158H213V159H214ZM223 158H222V159H223ZM245 158H246V157H245ZM245 158L240 159L241 162H242V160H244ZM249 158H250V157H249ZM249 158L246 159L248 162H249ZM263 158H264V157H263ZM58 159H59V158H58ZM61 159H62V158H61ZM208 159H210V158H208ZM219 159H220V158H219ZM219 159H218V160H219ZM250 159H251V158H250ZM69 160H71V159L69 158ZM216 160H217V159H216ZM218 160H217V163H218ZM225 160H227V159H225ZM261 160L263 161L264 159H261ZM18 161H19V160H18ZM117 161H118V160H117ZM220 161H221V160H220ZM227 161H228V160H227ZM232 161H233V160H232ZM232 161H231V164L234 165V163H232ZM251 161H252V160H251ZM251 161H250V162H251ZM84 162H85V161H84ZM197 162H198V161H197ZM208 162H209V161H208ZM211 162H212V160H211ZM213 162H214V160H213ZM213 162H212V163H213ZM248 162H247L246 165L249 164ZM214 163H215V162H214ZM221 163H224V161L221 162ZM229 163H230V162H229ZM242 163H244V162H242ZM251 163H252V162H251ZM244 164H245V163H244ZM192 165H193V164H192ZM203 165H204V164H203ZM206 165H208V164H206ZM217 165H218V164H217ZM233 165H229V166L233 168ZM246 165H245V166H246ZM250 165H251V164H250ZM250 165H249V168L252 169L253 167H252V165H251V166H250ZM10 166H11V165H10ZM17 166H18V165H17ZM193 166H194V165H193ZM208 166H209V165H208ZM211 166H213V165H211ZM211 166H210V167H211ZM215 166H216V165H215ZM222 166H223V165H222ZM242 166H243V165H242ZM263 166H264V163H263ZM93 167H94V166H93ZM111 167H112V166H111ZM204 167H206V166H204ZM230 167H229V169H231ZM234 167H235V166H234ZM251 167H252V168H251ZM258 167H259V166H258ZM258 167H257V168H258ZM261 167H262V166H261ZM261 167H260V168H261ZM15 168H16V167H15ZM91 168H92V167H91ZM120 168H121V167H120ZM246 168H247V166H246ZM249 168H248V169H249ZM254 168H255V167H254ZM254 168H253V169H254ZM260 168H259V170H260ZM68 169H69V168H68ZM118 169H119V168H118ZM121 169H122V168H121ZM213 169H214V168H213ZM250 169H249V170H250ZM253 169H252V170H253ZM262 169H263V168H262ZM189 170H190V168H189ZM210 170H211V169H210ZM234 170H235V169H234ZM246 170H247V169H246ZM254 170H255V169H254ZM259 170H258V172H259ZM35 171H36V170H35ZM181 171H182V170H181ZM250 171H251V170H250ZM256 171H257V170H256ZM96 172H97V171H96ZM137 172H138V171H137ZM213 172H214V170H213ZM216 172H217V170H216ZM223 172H224V171H223ZM237 172H238V171H237ZM248 172H249V171H248ZM251 172H252V171H251ZM258 172H257V173H258ZM261 172H262V171H261ZM83 173H84V172H83ZM87 173H88V172H87ZM87 173H86V174H87ZM253 173H254V171H253ZM253 173H252V174H253ZM39 174H40V173H39ZM51 174H52V173H51ZM93 174H94V173H93ZM214 174H215V173H214ZM214 174H213V175H214ZM231 174L233 175V174H237V173H234V172L232 173V171H231ZM231 174H230V176H232ZM248 174H249V173H248ZM254 174L257 175L256 173H254ZM259 174H260V173H259ZM22 175H23V174H22ZM213 175H212V176H213ZM215 175H216V174H215ZM215 175H214V176H215ZM220 175H221V174H220V172H219V175H218V176H220ZM263 175H264V174H263ZM87 176H88V174H87ZM133 176H134V175H133ZM214 176H213V179H214ZM228 176H229V174H228ZM233 176H234V175H233ZM244 176H245V175H244ZM260 176H261V175H260ZM114 177H115V176H114ZM237 177L239 178V174H237ZM248 177H250V176H248ZM87 178H89V177H87ZM95 178H97V177H95ZM128 178H129V177H128ZM130 178H131V177H130ZM130 178H129V180H130ZM162 178H163V176H162ZM210 178H211V177H210ZM210 178H208V179H210ZM215 178H216V177H215ZM219 178H220V177H219ZM231 178H232V177H231ZM234 178H235V176H234ZM234 178H233V180H234ZM253 178H254V177H253ZM253 178H252V179H253ZM255 178H256V177H255ZM257 178H258V177H257ZM15 179H16V178H15ZM132 179H133V177H132ZM208 179H207V181H208ZM217 179H218V178H217ZM224 179H225V178H224ZM248 179H249V178H248ZM260 179H261V178H260ZM262 179H264V178H262ZM262 179H261V182H262ZM84 180H85V179H84ZM88 180H89V179H88ZM160 180H162V179H160ZM160 180H159V181H160ZM214 180H215V179H214ZM230 180H231V179H230ZM254 180H257V179H254ZM6 181H7V180H6ZM77 181H78V180H77ZM81 181H82V180H81ZM126 181H127V180H126ZM156 181H157V180H156ZM211 181H212V180H211ZM226 181H227V180H226ZM236 181L240 182L238 179L235 180V182H236ZM258 181H259V180H258ZM258 181H257V182H258ZM10 182H11V181H10ZM10 182H9V183H10ZM12 182H13V181H12ZM115 182H117V181H115ZM208 182H209V181H208ZM213 182H214V181H213ZM263 182H264V181H263ZM14 183H15V182H14ZM87 183H88V182L86 181V184H87ZM95 183H96V181H95ZM160 183H161V181H160ZM211 183H212V182H211ZM216 183H217V181H216ZM254 183H255V182H254ZM259 183H260V181H259ZM259 183H258V184H259ZM153 184H154V183H153ZM156 184H157V183H156ZM220 184H221V183H220ZM224 184H225V183H224ZM224 184H223V185H224ZM227 184H228V182H227ZM252 184H253V183H252ZM66 185H67V184H66ZM89 185H90V184H89ZM157 185H158V184H157ZM166 185H167V184H166ZM207 185H209V184L207 183ZM211 185H212V184H210L209 186H211ZM213 185H214V184H213ZM215 185H216V184H215ZM228 185H229V184H228ZM248 185H249V184H248ZM261 185H262L261 188H263V184H261ZM91 186H92V184H91ZM106 186H108V185H106ZM158 186H159V185H158ZM246 186H247V184H246ZM249 186H250V185H249ZM257 186H258V185L256 184V187H257ZM68 187H69V186H68ZM68 187H66V188H68ZM97 187H98V186H97ZM215 187H216V186H215ZM223 187H225V185H224ZM223 187H221V188H223ZM253 187H254V185H253ZM95 188H96V187H95ZM160 188H161V185H160ZM259 188H260V187H258V189H259ZM1 189H2V188H1ZM18 189L20 190V188H18ZM30 189H31V188H30ZM68 189H69V188H68ZM157 189H158V188H157ZM206 189H207V188H206ZM216 189H217V188H216ZM223 189H225V188H223ZM223 189H222V191L225 192V190H223ZM251 189H252V188H251ZM21 190H22V188H21ZM31 190H32V189H31ZM31 190H30V191H31ZM161 190H162V189H161ZM213 190H215V189L213 188ZM213 190H212V191H213ZM17 191H18V190H17ZM52 191H53V190H52ZM73 191H74V190H73ZM145 191H146V190H145ZM217 191H218V189H217ZM217 191H216V192H217ZM222 191H221V192H222ZM247 191H248V190H247ZM261 191H262V189L260 190V192H261ZM19 192H20V191H19ZM56 192H57V191H56ZM116 192H117V191H116ZM148 192H149V191H148ZM162 192H163V191H162ZM162 192H161V193H162ZM210 192H211V191H210ZM218 192H219V191H218ZM218 192H217V195L219 194ZM224 192H223V194H224ZM256 192H257V194H258V191H256ZM260 192H259V193H260ZM31 193H32V192H31ZM31 193H30V194H31ZM76 193H77V192H76ZM251 193H252V192H251ZM254 193H255V191H254ZM35 194H36V193H35ZM35 194H34V195H35ZM56 194H57V193H56ZM106 194H107V193H106ZM208 194H209V192H208ZM210 194H211V193H210ZM212 194H213V193H212ZM249 194H250V193H249ZM48 195H49V194H48ZM92 195H93V194H92ZM92 195H91V196H92ZM100 195H101V194H100ZM109 195H110V193H109ZM123 195H124V194H123ZM148 195H149V194H148ZM258 195H259V194H258ZM263 195H264V194H263ZM20 196H21V194H20ZM101 196H102V195H101ZM101 196H100V197H101ZM103 196H104V195H103ZM144 196H145V195H144ZM163 196H164V195H163ZM182 196H183V195H182ZM213 196H215V195H212V197H213ZM219 196H220V194H219ZM251 196H253V198H254V195H251ZM52 197H54V196H52ZM120 197H123V196L121 195ZM161 197H162V196H161ZM215 197H216V196H215ZM227 197H228V196H227ZM259 197H260V196H259ZM261 197H264V196H262V193H261ZM261 197H260V198H261ZM101 198H102V197H101ZM124 198H126V197H124ZM151 198H152V197H151ZM151 198H150V199H151ZM216 198H217V197H216ZM218 198H219V197H218ZM222 198H223V197H222ZM257 198H258V196H257ZM211 199H212V198H211ZM255 199H256V198H255ZM262 199L264 200V198H262ZM103 200H104V199H102V201H103ZM165 200H166V199H165ZM263 200L261 201V203L263 202ZM49 201H50V200H49ZM212 201H213V200H212ZM219 201H220V200H219ZM222 201H223V199H222ZM253 201H254V200H252V202H253ZM22 202H23V201H22ZM115 202H116V201H115ZM166 202H167V201H166ZM252 202H251V203H252ZM257 202H258V200H257ZM257 202H256V203H257ZM259 202H260V201H259ZM35 203H36V201H35ZM51 203H52V201H51ZM54 203H55V202H54ZM256 203H254V204H256ZM263 203H264V202H263ZM263 203H262V204H263ZM46 204H47V203H46ZM71 204H73V203H71ZM80 204H82V203L80 202ZM130 204H131V202H130ZM225 204H227V202H225ZM225 204H224V205H225ZM249 204H250V203H249ZM254 204H253V205H254ZM262 204H261V205H262ZM38 205H39V203H38ZM57 205H58V204H57ZM92 205H93V203H92ZM108 205H109V204H108ZM217 205H219V203H218ZM227 205H228V204H227ZM256 205H257V204H256ZM256 205H255V208H256V211H257V207H256ZM259 205H260V203H259ZM72 206H73V205H72ZM85 206H87V205H85ZM88 206H89V205H88ZM225 206H226V205H225ZM250 206H251V204H250ZM250 206H249L248 209L251 210L252 206H251V207H250ZM263 206H264V205H263ZM263 206H262V207H263ZM32 207H33V206H32ZM97 207H98V206H97ZM105 207H106V206H105ZM107 207H108V206H107ZM211 207H212V206H211ZM214 207H215V206H214ZM223 207H224V206H223ZM229 207H230V205H229ZM229 207H228V208H229ZM253 207H254V206H253ZM258 207H259V206H258ZM43 208H44V207H43ZM79 208H80V207H78V209H79ZM81 208H82V207H81ZM85 208H86V207H85ZM85 208H84V210H85ZM87 208H88V207H87ZM179 208H180V207H179ZM263 208H264V207H263ZM263 208H261V210H262ZM37 209H38V208H37ZM51 209H52V208H51ZM82 209H83V208H82ZM105 209H107V208H105ZM139 209H142V208H139ZM177 209H178V208H177ZM215 209H217V208L215 207ZM220 209H222V211L220 212V215H221L222 212H224L227 208H226V209H225V208H222V204H221V208H220ZM233 209H234V208H233ZM258 209H259V208H258ZM44 210H47V209L44 208ZM44 210H43V211H44ZM66 210H67V209H66ZM91 210H92V209H91ZM91 210H90V211H91ZM131 210H132V209H131ZM131 210H130V211H131ZM155 210H156V208H155ZM223 210H224V211H223ZM71 211H72V209H71ZM85 211H86V210H85ZM139 211H140V210H139ZM145 211H146V210H145ZM232 211H233V210H232ZM252 211H253V210H252ZM252 211H251V212H252ZM258 211L260 212V209H259ZM44 212H46V211H44ZM60 212H61V211H60ZM64 212H65V211H63V213H64ZM88 212H89V211H88ZM88 212H87V213H88ZM169 212H170V211H169ZM214 212H216L215 215H217V213L219 212V209H218L217 211L215 210ZM247 212H249V210H248ZM263 212H264V211H263ZM58 213H59V212H58ZM82 213H83V212H82ZM85 213H86V212H85ZM87 213H86V214H87ZM135 213H136V212H135ZM141 213H142V212H141ZM154 213H155V212H154ZM157 213H158V212H157ZM209 213H210V215L212 214L211 211H210ZM249 213H250V212H249ZM249 213H248L247 215H249ZM254 213H255V212H254ZM254 213H253V214H254ZM256 213H258V212H256ZM5 214H6V213H5ZM38 214H40V213H38ZM50 214H51V213H50ZM55 214H57V213H55ZM94 214H95V213H94ZM114 214H116V213H114ZM124 214H126V213H124ZM130 214H132V213H130ZM130 214H129V215H130ZM167 214H168V213H167ZM218 214H219V213H218ZM253 214H252V216H253ZM260 214H262V211H261ZM260 214H259V215H260ZM48 215H49V213H48ZM58 215H59V214H58ZM77 215H79V213H78ZM77 215H76V216H77ZM82 215H83V214H82ZM84 215H85V214H84ZM89 215L91 216V215H93V214H90V212H89ZM99 215H100V214H99ZM103 215H104V214H103ZM111 215H112V214H111ZM145 215H146V214H145ZM151 215H152V214H151ZM254 215H255V214H254ZM259 215H258V216H259ZM44 216H45V213H44ZM46 216H47V215H46ZM46 216H45V217H46ZM61 216H62V215H61ZM61 216H60V217H61ZM68 216H69V215H68ZM90 216H89V217H90ZM96 216H98V215H96ZM130 216H131V215H130ZM252 216H249V220H250V218H251ZM255 216L258 217L257 214H256ZM255 216H254V217H255ZM262 216H264V213H263ZM2 217H3V216H2ZM127 217H128V216H127ZM158 217H159V216H158ZM214 217H216V216H214ZM259 217H260V216H259ZM259 217H258V218H259ZM4 218H5V217H4ZM61 218H62V217H61ZM64 218H65V217H64ZM210 218H212V217H210ZM258 218H255V219L258 221ZM260 218H262V217H260ZM263 218H264V217H263ZM73 219H74V218H73ZM88 219H89V218H88ZM94 219H95V218H94ZM140 219H141V218H140ZM155 219H156V218H155ZM42 220H43V219H42ZM84 220H85V219H84ZM211 220H213V219H211ZM249 220H248V221H249ZM251 220H254V218L251 219ZM259 220H260V219H259ZM262 220H263V219H262ZM262 220H260L261 223H262ZM40 221H41V220H40ZM73 221H74V220H73ZM80 221H81V220H80ZM86 221H87V220H86ZM86 221H85V222H86ZM254 221H255V220H254ZM257 221H256L255 223H257ZM42 222H43V221H42ZM64 222H65V221H64ZM159 222H160V220H159ZM163 222H164V221H163ZM75 223H76V222H75ZM113 223H114V222H113ZM157 223H158V221H157ZM160 223H161V222H160ZM249 223H250V222H249ZM249 223H248V224H249ZM252 223H253V222H252ZM255 223H253V224H255ZM259 223H260V222H258V225H260ZM86 224H87V223H86ZM90 224H91V223H90ZM163 224H164V223H163ZM250 224H251V223H250ZM0 225H1V224H0ZM123 225H124V224H123ZM142 225H143V224H142ZM187 225H188V224H187ZM210 225H211V224H210ZM256 225H257V224H256ZM261 225H262V224H261ZM263 225H264V224H263ZM76 226H77V225H76ZM115 226H116V225H115ZM219 226H221V225H219ZM219 226H217V227H219ZM250 226H251V225H250ZM74 227H75V226H74ZM92 227H93V226H92ZM113 227H114V225H113ZM120 227H121V226H120ZM247 227H248V226H247ZM254 227H255V226H254ZM257 227H258V226H257ZM257 227H255V228L257 229ZM38 228H39V227H38ZM42 228H43V227H42ZM50 228H52V227L50 226ZM50 228H49V229H50ZM93 228H94V227H93ZM115 228H116V227H115ZM143 228H144V227H143ZM241 228H242V226H241ZM241 228H240V229H241ZM255 228H254V229H255ZM123 229H124V228H123ZM144 229H145V228H144ZM195 229H196V227H195ZM242 229H243V228H242ZM242 229H241V230H242ZM245 229H246V228H245ZM251 229H252V228H251ZM251 229H250V230L248 229V230L251 231ZM256 229H255V230H256ZM261 229H262V228H261ZM35 230H36V229H35ZM91 230H92V232H93V229H92V228H91ZM178 230H179V229H178ZM191 230H192V229H191ZM196 230H197V229H196ZM199 230H200V229H199ZM199 230H197V232H198ZM262 230H264V229H262ZM54 231H55V230H54ZM112 231H113V230H112ZM114 231H115V230H114ZM120 231H121V230H120ZM179 231H180V230H179ZM244 231H245V230H244ZM252 231H253V230H252ZM257 231H258V229H257ZM1 232H2V231H1ZM96 232H97V231H96ZM118 232H119V231H118ZM200 232H201V231H200ZM200 232H199V233H200ZM43 233H44V232H43ZM72 233H73V231H72ZM93 233L95 234V231H94ZM102 233H104V232L102 231ZM116 233H117V232H116ZM172 233H173V232H171V234H172ZM206 233H207V232H206ZM241 233H243V231H242ZM31 234H32V233H31ZM31 234H30V235H31ZM38 234H39V233H38ZM58 234H59V233H58ZM79 234H80V233H79ZM118 234H119V233H118ZM135 234H136V233H135ZM151 234H152V233H151ZM177 234H178V233H177ZM193 234H194V233H193ZM193 234H192L191 236H193ZM196 234H197V233H195L194 236H195ZM244 234H245V233H244ZM250 234H251V233H249V235H250ZM95 235H96V234H95ZM95 235H94V236H95ZM99 235H100V233H99ZM141 235H143V234H141ZM174 235H175V234H174ZM174 235H173V236H174ZM204 235H205V234H204ZM246 235H247V229H246ZM249 235H248V236H249ZM80 236H82V235H80ZM119 236H120V235H119ZM146 236H147V235H146ZM152 236H153V235H152ZM198 236H199V235H198ZM244 236H245V235H244ZM250 236H251V235H250ZM117 237H118V236H117ZM134 237H135V236H134ZM195 237H196V236H195ZM4 238H5V237H4ZM97 238H98V237H97ZM111 238H112V237H111ZM126 238H127V237H126ZM163 238H164V237H163ZM173 238H174V237H173ZM134 239H135V238H134ZM210 239H211V238H210ZM247 239H248V238H247ZM90 240H91V239H90ZM124 240H125V239H124ZM152 240L155 241V238L152 239ZM189 240H190V239H189ZM204 240H205V239H204ZM249 240H250V239H248V241H249ZM111 241H113V240L111 239ZM114 241H115V239H114ZM132 241H133V240H132ZM132 241H131V242H132ZM185 241H186V240H184V242H185ZM209 241H210V240H209ZM83 242H84V241H83ZM126 242H127V241H126ZM181 242H182V241H181ZM212 242H213V241H212ZM249 242H250V241H249ZM95 243H96V242H95ZM103 243H104V242H103ZM113 243H114V242H113ZM120 243H121V241H120ZM163 243H164V242H163ZM166 243H167V242H166ZM153 244H154V243H153ZM169 244H170V243H169ZM183 244H185V243H183ZM22 245H23V244H22ZM82 245H83V244H82ZM89 245H90V243H89ZM96 245H97V244H96ZM161 245H162V244H161ZM119 246H120V245H119ZM124 246H125V244H124ZM127 246H128V245H127ZM156 246H157V245H156ZM157 247H158V246H157ZM86 248H87V247H86ZM115 248H116V245H115ZM135 248H136V247H135ZM137 248H138V246H137ZM88 249H90V248H88ZM101 249H102V248H101ZM106 249H107V248H106ZM108 249H109V248H108ZM104 251H105V250H104ZM51 252H52V251H51ZM81 252H82V251H81ZM100 253H101V252H100ZM93 254H94V253H93ZM93 254H92V255H93ZM95 254H96V253H95ZM134 254H135V253H134ZM49 255H50V257H51V254H49ZM92 255H91V256H92ZM220 255H221V254H220ZM1 256H2V255H1ZM40 256H41V255H40ZM252 256H253V255H252ZM252 256H251V258H252ZM34 257H35V256H34ZM36 257H37V256H36ZM22 258H23V256H22ZM37 258H38V257H37ZM40 258H41V257H40ZM90 258H91V257H90ZM145 258H146V259H144L143 261H138L137 264H152V258H150V257H145ZM217 258H218V257H217ZM74 259H75V258H74ZM231 259H232V258H231ZM9 260H10V259H9ZM64 260L67 261L68 259H64ZM219 260H220V259H219ZM20 261H21V260H20ZM38 261H39V260H38ZM40 261H41V260H40ZM66 261H65V263H66ZM233 261H234V260H233ZM233 261H232V262H233ZM7 262L9 263V261H7ZM24 262H25V261H24ZM222 262H224V261H222ZM222 262H221V263H222ZM234 262H236V260H235ZM245 262H248V260H246ZM37 263H39V262H37ZM248 263H250V262H248ZM11 264H12V263H11ZM82 264H85V263H82ZM129 264H133V263H129ZM224 264H225V262H224ZM234 264H235V263H234ZM251 264H252V263H251Z\"/></svg>","mask_w":264,"mask_h":264}]
</instances>
